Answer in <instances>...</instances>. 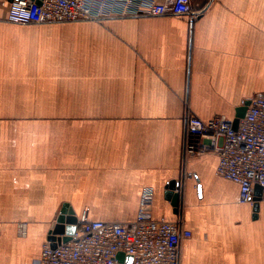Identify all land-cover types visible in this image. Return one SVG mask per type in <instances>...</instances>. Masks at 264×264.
Here are the masks:
<instances>
[{
  "label": "crops",
  "instance_id": "crops-1",
  "mask_svg": "<svg viewBox=\"0 0 264 264\" xmlns=\"http://www.w3.org/2000/svg\"><path fill=\"white\" fill-rule=\"evenodd\" d=\"M2 1L0 264H34L65 205L79 219L134 221L147 187L154 218L192 232L180 264H264V200L258 213L242 204L215 152L185 154L189 111L234 121L264 93V0H192L194 22L47 25L7 22ZM28 115L78 122H8ZM173 180L180 213L165 197Z\"/></svg>",
  "mask_w": 264,
  "mask_h": 264
},
{
  "label": "built area",
  "instance_id": "built-area-1",
  "mask_svg": "<svg viewBox=\"0 0 264 264\" xmlns=\"http://www.w3.org/2000/svg\"><path fill=\"white\" fill-rule=\"evenodd\" d=\"M2 5L7 8L6 21L17 25L162 16L194 22L201 15L192 0H3ZM186 128V156L215 152L218 175L239 185L242 204H253L256 187L264 190V93L251 101L238 129L225 116L206 121L191 111ZM154 198V189H143L137 217L131 222L91 221L83 213L72 240L57 248L47 241L34 264H119L120 253L132 256L133 264H180V243L192 232L180 222L155 219ZM20 230L25 235V227Z\"/></svg>",
  "mask_w": 264,
  "mask_h": 264
},
{
  "label": "water",
  "instance_id": "water-1",
  "mask_svg": "<svg viewBox=\"0 0 264 264\" xmlns=\"http://www.w3.org/2000/svg\"><path fill=\"white\" fill-rule=\"evenodd\" d=\"M12 2L13 0H8ZM251 104V101L247 102L245 107L239 111L235 120L233 121V126L238 129L241 119H243L247 113V110ZM184 183L181 180H173L168 184L165 191V197L170 201L177 209V213L183 210L184 205ZM201 191V189H200ZM263 188L260 186L256 187V195L254 198V212L258 213L260 202L262 200ZM79 218L77 217L75 211L69 206L65 205L61 212L59 213L57 219L52 225L49 231L48 241L51 242L53 248H57L59 245L68 243L72 240V236L76 233L78 229ZM119 264H133V257L127 256L124 253H120L117 256Z\"/></svg>",
  "mask_w": 264,
  "mask_h": 264
},
{
  "label": "rangeland",
  "instance_id": "rangeland-1",
  "mask_svg": "<svg viewBox=\"0 0 264 264\" xmlns=\"http://www.w3.org/2000/svg\"><path fill=\"white\" fill-rule=\"evenodd\" d=\"M74 23V22H72ZM63 24V23H60ZM47 25V24H44ZM9 124L27 123V124H65L71 122H78L73 117L62 116H11L8 120Z\"/></svg>",
  "mask_w": 264,
  "mask_h": 264
}]
</instances>
